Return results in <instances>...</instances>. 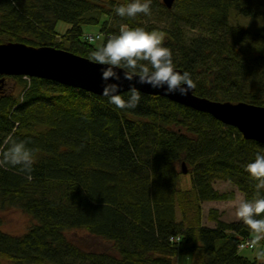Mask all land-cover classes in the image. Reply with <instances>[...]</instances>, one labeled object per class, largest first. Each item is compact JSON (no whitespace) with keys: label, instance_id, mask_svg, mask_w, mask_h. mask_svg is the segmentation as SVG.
Returning a JSON list of instances; mask_svg holds the SVG:
<instances>
[{"label":"trees","instance_id":"obj_1","mask_svg":"<svg viewBox=\"0 0 264 264\" xmlns=\"http://www.w3.org/2000/svg\"><path fill=\"white\" fill-rule=\"evenodd\" d=\"M128 0H0V42L48 45L89 58L99 48L83 26L106 36L121 24L161 32L194 93L264 106V24L248 28L233 14L254 16L250 0H151V15L120 18ZM234 12V13H233ZM70 27L56 31L57 21ZM10 84L7 86V84ZM126 92V91H125ZM122 92L121 94H123ZM14 133L33 151L30 173L0 167V209L18 208L35 222L21 235L0 229V260L10 264H264L237 249L255 232L202 203L264 196L245 165L264 144L243 138L210 114L141 92L138 107L116 108L104 96L38 77L6 76L0 89V149ZM184 162L191 187L178 186ZM215 181L234 189L220 191ZM264 216V213L261 214ZM1 225V219H0ZM82 228L109 244L86 248L66 231ZM1 264V263H0Z\"/></svg>","mask_w":264,"mask_h":264},{"label":"clouds","instance_id":"obj_2","mask_svg":"<svg viewBox=\"0 0 264 264\" xmlns=\"http://www.w3.org/2000/svg\"><path fill=\"white\" fill-rule=\"evenodd\" d=\"M120 18H135L138 14L151 15V0H128L114 8ZM163 36L144 26L121 24L117 32L108 36L106 42L90 53L91 62L101 65L102 95L118 109L131 110L138 107L141 92L137 84H147L161 89L165 94L187 96L195 87L190 72L180 71L173 60L172 51L164 45ZM122 73V74H121ZM129 82L121 94V80ZM33 151L27 141L18 140L14 133L3 140L0 149V167L17 168L30 180L33 166ZM245 171L258 181L257 189H264V154L257 153L245 165ZM236 216L250 227L257 238L264 236V196L252 200L241 199L235 206Z\"/></svg>","mask_w":264,"mask_h":264},{"label":"water","instance_id":"obj_3","mask_svg":"<svg viewBox=\"0 0 264 264\" xmlns=\"http://www.w3.org/2000/svg\"><path fill=\"white\" fill-rule=\"evenodd\" d=\"M175 0H161L170 9ZM101 65L89 58L69 50L48 45L33 46L24 42H0V89L6 76L38 77L55 81L84 91L102 95L104 82L101 80ZM181 71V69L177 68ZM122 74V73H121ZM121 93L128 90L129 82L121 80ZM140 92L160 95L190 107L196 111L210 114L223 124L234 126L245 139L264 144V106L246 101L213 100L194 93L187 96L165 94L161 89L137 84ZM181 172L187 173L184 162Z\"/></svg>","mask_w":264,"mask_h":264},{"label":"rangeland","instance_id":"obj_4","mask_svg":"<svg viewBox=\"0 0 264 264\" xmlns=\"http://www.w3.org/2000/svg\"><path fill=\"white\" fill-rule=\"evenodd\" d=\"M248 5L255 10L256 14L254 16H244V15H236L233 14V21H237L241 25L248 28H255L258 25L264 24V0H250ZM234 13V12H233ZM70 27V24L64 21H57L56 23V31L59 34H64L66 30ZM100 29L98 24L96 25H85L83 26V31L85 33H93L96 34ZM160 33L163 37V33ZM103 42V38L96 39L92 42L95 47H100ZM10 84L8 83L7 86ZM180 169V164L177 165ZM178 186L182 189L191 187V179L188 173L181 174L180 180L178 182ZM214 187L220 191H228L234 189V187L224 181H215ZM236 189H234L235 191ZM240 200L236 199L233 201H213L202 203V222L206 225L211 224L214 225V222L207 220V212L209 208H217L222 212L221 218L226 221L237 220L239 219L236 216L235 206ZM0 219L1 225L0 229L4 232L11 233L13 235H21L27 231V229L34 224V220L26 213L22 212L18 208L4 207L0 209ZM69 239L79 245H82L86 248L90 249H98L105 250L108 248L109 244L107 242L102 241L99 238L93 237L89 235L82 228H72L66 231ZM253 248H247L240 253L249 258H254L259 255L260 252H264V236H261L259 239L257 238V233L252 236ZM264 258H260L263 260ZM1 264H10L6 260H0ZM173 264H196L193 256L191 254H179L176 255Z\"/></svg>","mask_w":264,"mask_h":264},{"label":"built area","instance_id":"obj_5","mask_svg":"<svg viewBox=\"0 0 264 264\" xmlns=\"http://www.w3.org/2000/svg\"><path fill=\"white\" fill-rule=\"evenodd\" d=\"M101 36H102L101 33H96V34L87 33L84 35V38L87 41H93L95 39L100 38ZM251 247H253V242L250 239H245L238 244V249L240 250Z\"/></svg>","mask_w":264,"mask_h":264},{"label":"crops","instance_id":"obj_6","mask_svg":"<svg viewBox=\"0 0 264 264\" xmlns=\"http://www.w3.org/2000/svg\"><path fill=\"white\" fill-rule=\"evenodd\" d=\"M236 199H238V200L243 199V195H242V193L239 192L238 190H235V196H234V199L229 200V201H233V202H234ZM207 202H213V201H205V202H203V203H207ZM211 222H212V221H211ZM203 224H204V223H203ZM204 225H206V224H204ZM208 226H213V225L208 224Z\"/></svg>","mask_w":264,"mask_h":264}]
</instances>
